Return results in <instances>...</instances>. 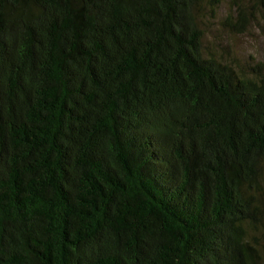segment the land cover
Here are the masks:
<instances>
[{
    "label": "trees",
    "instance_id": "16d2710c",
    "mask_svg": "<svg viewBox=\"0 0 264 264\" xmlns=\"http://www.w3.org/2000/svg\"><path fill=\"white\" fill-rule=\"evenodd\" d=\"M224 0H0V264H264V63L205 51ZM231 34L264 0H229Z\"/></svg>",
    "mask_w": 264,
    "mask_h": 264
},
{
    "label": "rangeland",
    "instance_id": "374dc122",
    "mask_svg": "<svg viewBox=\"0 0 264 264\" xmlns=\"http://www.w3.org/2000/svg\"><path fill=\"white\" fill-rule=\"evenodd\" d=\"M228 4L229 0H224L216 18L207 13L202 20L205 51L217 54L228 63L239 65L247 72L257 63H264V38L256 27L242 35L225 30L222 23L228 13Z\"/></svg>",
    "mask_w": 264,
    "mask_h": 264
}]
</instances>
